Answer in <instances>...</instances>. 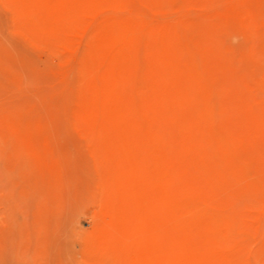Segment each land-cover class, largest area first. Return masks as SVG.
Returning <instances> with one entry per match:
<instances>
[{"label":"rangeland","instance_id":"1","mask_svg":"<svg viewBox=\"0 0 264 264\" xmlns=\"http://www.w3.org/2000/svg\"><path fill=\"white\" fill-rule=\"evenodd\" d=\"M0 264H264V0H0Z\"/></svg>","mask_w":264,"mask_h":264}]
</instances>
